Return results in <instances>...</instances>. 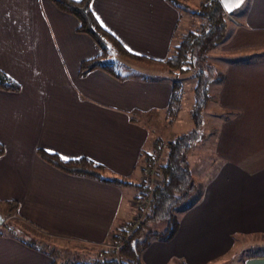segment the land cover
Here are the masks:
<instances>
[{
  "label": "crops",
  "instance_id": "obj_1",
  "mask_svg": "<svg viewBox=\"0 0 264 264\" xmlns=\"http://www.w3.org/2000/svg\"><path fill=\"white\" fill-rule=\"evenodd\" d=\"M87 1L111 40L141 59L111 52L112 72L79 69L100 50L73 14L50 0H0V68L17 83L0 87V204L47 235L108 247L134 211L143 154L173 135L179 109L169 116L172 75L160 61L178 39L181 0ZM244 4L222 53L264 46V0ZM224 68L217 105L236 112L218 122L212 159L191 175L192 204L173 209L168 239L148 237L143 264H264V251L247 249L264 248V57ZM37 147L86 155L131 183L59 170ZM27 238L0 230V264H49L48 249Z\"/></svg>",
  "mask_w": 264,
  "mask_h": 264
},
{
  "label": "trees",
  "instance_id": "obj_2",
  "mask_svg": "<svg viewBox=\"0 0 264 264\" xmlns=\"http://www.w3.org/2000/svg\"><path fill=\"white\" fill-rule=\"evenodd\" d=\"M61 11L73 14L78 21L77 29L84 31L92 37L97 44L99 54H94L89 58H82L79 69L83 67H91L98 65L102 69L112 72L115 61L109 56L111 52L122 54L125 57L139 60L143 56L134 54L120 44L117 40H111L104 28L97 24L92 13L88 10L87 0H50ZM219 0H200L196 7L190 8L191 14L197 19L196 26L180 32L176 42L172 44L170 51L160 61L171 74L170 98L168 100V110L175 113L181 99V87L183 82L180 75L187 74L193 77V85L189 118L192 124L186 131H180L173 134L161 142L158 138L152 141V149L143 154L144 161L151 162L155 157L153 153L159 149V142L164 146V151L160 161L157 164V172L154 174V184L150 186V198L148 200V208L142 216V219L135 224L132 231L125 232L124 229L114 232L111 235L112 242H117L118 235L125 232L124 238L115 249L112 247L104 248L100 246L95 248L91 254L83 255L76 253L73 258L68 259L64 264H143L140 257V250L148 243V237L153 236L161 239H168L175 231L177 216L173 209L177 205H191L195 194V182L191 177V169L188 166L185 153L192 147L193 141L200 135V127L202 123L201 111L205 106L209 97L207 86L212 80H221L222 75L219 71L213 69L206 57L207 52L213 49L229 35L224 34L226 25V12L219 5ZM232 13V12H231ZM264 52V48H261ZM239 53V52H237ZM215 74L210 77L209 74ZM15 80L7 76L0 68V87H16ZM1 149V147H0ZM37 154L43 161L53 164L57 169L64 170L68 173H78L88 175L91 178H99L103 181H111L116 184L121 182L131 183L123 177L114 176V174H106L104 167L98 161L89 159L86 155L72 156L65 159L51 150L41 149L37 147ZM1 151V150H0ZM144 162V163H145ZM140 188H144L143 183L134 182ZM143 189L139 190L137 196H141ZM4 228L11 230V227L5 223L4 219L0 222ZM29 238V237H28ZM24 240L26 243L36 245L32 240ZM31 239V238H30ZM111 242V243H112ZM76 256V257H75ZM49 264H56V260L52 257Z\"/></svg>",
  "mask_w": 264,
  "mask_h": 264
},
{
  "label": "rangeland",
  "instance_id": "obj_3",
  "mask_svg": "<svg viewBox=\"0 0 264 264\" xmlns=\"http://www.w3.org/2000/svg\"><path fill=\"white\" fill-rule=\"evenodd\" d=\"M183 1V2H181ZM178 2L179 7H181V12L178 15V24L175 28V33L179 34L180 32H184L186 29L195 27L197 19L193 14H191L190 8L196 7L197 3L200 0H181ZM245 1L239 6L235 7L234 10H232V13H226V25L224 28V34L227 35L229 31H231L232 26L235 25L234 17L238 18L240 17V14L243 10V5H245ZM184 2H187L184 4ZM229 36V35H228ZM227 36V37H228ZM253 48V47H251ZM261 48H264V46L249 49L250 51H243L239 50L237 52H231L227 51L225 53L220 52L219 45L215 46L213 49L209 50L207 52L206 57L209 60V63L213 66V69L224 73V67L226 66V63L231 62L238 63V62H244L249 63L250 61H254L255 59H262L264 57V52L261 51ZM214 72H211L209 74L210 77H212L215 74ZM180 80L183 82V87H181V99H179V110L177 112V118L175 122L169 121L168 127L172 131V134H178L180 131L188 130L192 124L191 118H189V109H190V103L191 99H193V94L191 92V87L193 85V77L188 76L187 74L180 75ZM218 80H212L208 86H207V92L209 93V97L206 100L205 106L203 107L201 111V118L202 123L200 127V135L198 138H196L193 141L192 147L189 148V150L185 153L187 158L188 166L192 168L191 175L192 177H198L200 172L202 164H205V161H209V156L212 159L211 149L213 147V137L216 135V125L221 120L228 118L230 114H235L236 111L231 109H221L219 105H217V98L218 93L217 89L219 86ZM231 110V111H229ZM173 113H170L169 116H171ZM173 119V118H172ZM157 135V134H156ZM155 134L152 135V137L156 136ZM168 137H162L160 136L159 140L161 142H164L165 139ZM151 139V138H150ZM159 142V149L153 155L157 154V157H162L164 146ZM162 148V149H161ZM152 149V147L150 148ZM148 149V151L150 150ZM158 152V153H157ZM215 161H212L211 165L215 164ZM212 167V166H209ZM143 175V174H142ZM142 179V176H141ZM143 181V180H142ZM143 183V186L146 185V181L141 182ZM133 188V187H132ZM142 190L143 187H138V191ZM123 190L126 191L127 187L123 186ZM135 189H133L134 191ZM143 193V191H142ZM140 191V194H142ZM123 196L124 192H122ZM143 195V194H142ZM125 198V197H124ZM181 206V205H180ZM180 206H177L174 208V211L176 212L177 209H179ZM133 212V211H132ZM15 210H12L9 204L1 203L0 204V215L4 219L5 223H7L8 227H11V230L8 228H4L3 225L0 224V230L7 231V233H12L13 235L20 234V235H27L30 239V236L34 238V242L38 245H42L46 249H48V252L51 254V257H54L56 260V264H64L68 259L73 258L76 253H84L83 255H88L93 252L95 248L99 249L100 246L103 245H93V244H84L80 243L78 241H72L68 240L67 238H61L57 237L56 235H47L43 233L42 231L35 230L32 227V224L29 222L22 221L19 217H17ZM132 214V213H131ZM105 249L109 248L103 246ZM247 249L251 251H264V248L258 247V248H248ZM76 257V256H75Z\"/></svg>",
  "mask_w": 264,
  "mask_h": 264
},
{
  "label": "built area",
  "instance_id": "obj_4",
  "mask_svg": "<svg viewBox=\"0 0 264 264\" xmlns=\"http://www.w3.org/2000/svg\"><path fill=\"white\" fill-rule=\"evenodd\" d=\"M154 156L155 157L153 158L151 162L149 161L142 167L145 171L144 174L142 175V180L146 181L147 183H146V186L143 188V195L141 196L139 195L133 200L132 205H134L135 207L134 211L132 212L130 219L127 220L122 226V229H124L125 232L132 231L135 224L142 219L143 214L148 208V200L151 194L150 186H152L155 182L154 174H156L157 172V164L161 158V157H157V154ZM125 232L123 234L118 235L117 242L116 241L112 242L110 247L114 249L118 247L120 244V241L124 238Z\"/></svg>",
  "mask_w": 264,
  "mask_h": 264
},
{
  "label": "water",
  "instance_id": "obj_5",
  "mask_svg": "<svg viewBox=\"0 0 264 264\" xmlns=\"http://www.w3.org/2000/svg\"><path fill=\"white\" fill-rule=\"evenodd\" d=\"M219 5L221 6V8H223L226 12H232V10L235 9V7L233 6L234 4V0H219ZM2 221V217L0 215V222Z\"/></svg>",
  "mask_w": 264,
  "mask_h": 264
},
{
  "label": "snow or ice",
  "instance_id": "obj_6",
  "mask_svg": "<svg viewBox=\"0 0 264 264\" xmlns=\"http://www.w3.org/2000/svg\"><path fill=\"white\" fill-rule=\"evenodd\" d=\"M244 2V0H234V7H239L242 3ZM65 159H68L67 157H64Z\"/></svg>",
  "mask_w": 264,
  "mask_h": 264
}]
</instances>
